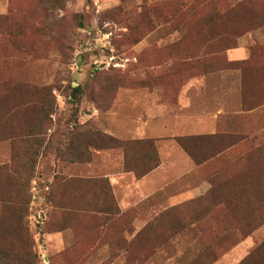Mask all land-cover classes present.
Listing matches in <instances>:
<instances>
[{
    "label": "rangeland",
    "instance_id": "374dc122",
    "mask_svg": "<svg viewBox=\"0 0 264 264\" xmlns=\"http://www.w3.org/2000/svg\"><path fill=\"white\" fill-rule=\"evenodd\" d=\"M186 1L0 0V115L33 103L7 117L3 128L35 131L41 90L53 96L48 133L29 140L28 150L27 140L15 141L17 161L12 141L0 142V232L10 234L22 223L38 264H192L215 255L212 264H240L264 244V225L235 246L241 235L227 224L235 223L231 217L226 223L210 201L185 205L205 186L207 196L211 176L228 165L219 160L198 167L175 140L230 125L238 129L241 123L250 135L244 148L264 143V107L242 116L244 99L261 91L253 89L252 77L244 86L237 68L252 53L257 65L264 64V15L257 18L261 27L237 39L235 49L214 54L228 44L214 39L209 27L207 39L193 30L184 39L186 28L197 26L195 17L179 14ZM251 1L263 14L264 0ZM195 52L210 55L190 62ZM78 86L82 96L75 104L71 91ZM92 129L122 141L156 140L161 166L147 180H137L124 172L120 149L90 148L88 163L65 161L75 143L71 133L78 140ZM197 151L200 158L205 153ZM36 152L32 173L30 155ZM105 178L119 217L68 213L46 202L51 195L58 204H100L103 190L95 181ZM209 207L211 215L191 224L195 217L188 210L197 214ZM60 227H67L61 231L68 232L64 245L46 237ZM78 241L89 253L86 260L70 251Z\"/></svg>",
    "mask_w": 264,
    "mask_h": 264
},
{
    "label": "trees",
    "instance_id": "16d2710c",
    "mask_svg": "<svg viewBox=\"0 0 264 264\" xmlns=\"http://www.w3.org/2000/svg\"><path fill=\"white\" fill-rule=\"evenodd\" d=\"M230 2L220 4V0H189L183 3L179 9L180 15L188 14L195 17L197 26L194 28H186L184 39H187L190 31L198 32V36L207 39L208 35L205 33L206 27L213 31L214 39H221V42H227V46L223 49L213 52L220 54L236 48L237 39L244 34L252 32L261 27L257 22L260 15V10L253 1L243 0L236 5H231ZM176 17V15H175ZM184 28V27H182ZM185 29V28H184ZM210 54L195 52L189 55L190 62L198 63ZM188 57V56H187ZM186 57V58H187ZM256 56L252 53L249 59L238 63V69L241 71L243 85L247 84L249 77L253 78V89L255 92H261L252 97V99H244L243 101V115L255 114L264 107V64L259 66L256 64ZM209 65V64H207ZM205 72V71H203ZM164 77H167L164 75ZM262 79V80H260ZM257 88V90H256ZM81 88H73L71 91V98L75 104L81 100ZM53 96L50 89H43L40 93V101L38 106L39 119L37 121L38 129L30 130L29 133L20 131L11 127L4 129L2 124L7 117L24 113L33 103L18 104L11 108L4 110L1 113L0 122V142L5 140L12 141L13 158L20 156L17 151L15 141H25L28 150V145L31 141L36 142V138L45 136L49 131L50 117L53 114ZM245 119V118H244ZM243 121V120H242ZM3 122V123H2ZM2 126V127H1ZM71 143H75L69 147L70 154L68 161L70 163H88L90 161V148L95 150L120 149L123 153V169L125 173H131L137 180H142L150 173L161 166V160L157 151V141L150 139H137L122 141L110 135L101 133L98 130L92 129L87 133L81 134V139L76 138L77 135L71 133ZM250 135L243 130L241 123L238 129L234 125L228 126L227 130H218L212 135L194 136V137H179L176 142L184 150V152L194 161V163L201 167L210 162L221 161L228 165L227 167H220L209 179L211 189L207 196L189 201L186 206L194 205L195 203L209 202L214 206L215 212L227 221L231 217L235 223H227L233 230H236L241 239L235 244L246 240L256 230L264 225V143L254 148H244L245 143H249ZM42 140V139H39ZM50 140L44 148L46 151L49 147ZM43 142L41 141V145ZM203 148L204 155L200 158L197 148ZM29 153V151H27ZM40 153H32L30 155L32 164V173L34 171V162ZM63 152H58L63 155ZM233 158L231 155H233ZM64 160V159H63ZM25 167V166H24ZM230 169V174L227 170ZM91 181L88 180L87 183ZM101 185L103 193L100 195L99 203L94 205H80V203L58 204L53 201L51 195L46 197V202L58 210H64L68 213L75 212H90L105 214L107 216H121L122 213L118 209L114 197L112 195L111 185L107 178L95 181ZM217 191H227L230 195H215ZM85 192L83 193V195ZM211 196V200L209 197ZM216 196V198H215ZM31 201L29 195L28 203ZM96 202V201H95ZM3 205H7L2 201ZM13 204V203H8ZM175 208V207H174ZM199 210L197 214L188 210L189 217H195L191 224H196L202 218L211 215L212 209ZM171 210V209H170ZM214 212V214H215ZM185 225L183 228L185 229ZM67 227H60L54 232H61ZM1 231V229H0ZM76 231V230H75ZM77 232V231H76ZM140 233L135 238L139 237ZM74 252L80 260H86L89 253L83 247L81 241L70 249ZM207 251V250H206ZM209 253V251H207ZM262 258L256 262L254 259ZM200 259L192 264H212L218 257L215 255L213 260L204 262ZM39 256L35 250V244L28 235L24 225L20 223L17 227L12 229V232H0V264H38ZM240 264H264V244L258 247L253 253L249 254Z\"/></svg>",
    "mask_w": 264,
    "mask_h": 264
},
{
    "label": "crops",
    "instance_id": "0c3cea01",
    "mask_svg": "<svg viewBox=\"0 0 264 264\" xmlns=\"http://www.w3.org/2000/svg\"><path fill=\"white\" fill-rule=\"evenodd\" d=\"M149 176H151V174H149L148 176H146L145 178H143L142 180H147V178H149ZM110 181L112 182V179H111V176H108ZM209 190L208 187L205 186V188L203 189V192L200 194V195H196L195 197H192L191 199H189L188 201H192V200H195V199H198L202 196H204L207 191ZM68 234V232H58V233H54L52 235H47V239L50 238V239H54V240H58L61 242L62 245L65 244V237L66 235Z\"/></svg>",
    "mask_w": 264,
    "mask_h": 264
}]
</instances>
